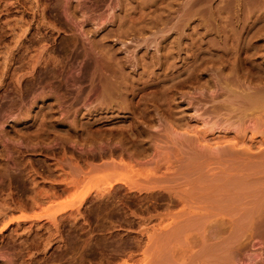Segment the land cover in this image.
Returning a JSON list of instances; mask_svg holds the SVG:
<instances>
[{
  "label": "rangeland",
  "instance_id": "1",
  "mask_svg": "<svg viewBox=\"0 0 264 264\" xmlns=\"http://www.w3.org/2000/svg\"><path fill=\"white\" fill-rule=\"evenodd\" d=\"M140 1L0 0V264H212V262L213 264H221L220 261L223 258L222 264H231V262L233 264H264V235H262L264 230L262 232L260 230L264 226L257 227V230L250 228L244 232L245 236L249 233L254 234V236L249 234V237L246 236L247 239L242 238L241 241L244 240L243 245H236L238 242L232 244L237 249L235 250L236 253L234 252L232 255L234 258L230 257L229 259L228 251L229 241L234 239V232L237 229L230 221L240 216L237 215L238 212L236 211H247V206L251 205L252 196L259 194L260 191L254 190L248 193L247 190H243L244 193L241 192L243 195L241 193L237 195L239 198L235 193V195L230 194V197L233 198H229L227 201L207 205L206 203L202 204V202H200L201 204L192 203L193 205L189 204L188 207L185 202L184 205L179 202V204L172 202L171 198L166 197V195L165 197L157 194L147 195L144 191L131 190L133 185L128 188L123 184L124 181H134L130 177L133 175V170L144 173L146 170L155 168V160L159 154L166 153L167 149L171 153L174 151V154L177 150L176 153L180 159L175 154L177 157L171 155V162H168L169 165L174 162L172 166L176 164L177 167L180 162H186L189 156L198 157L205 152L209 153L208 148L212 146V151L210 150L212 153L202 161L213 160V164L206 162L208 165L206 163L207 166L204 165L208 168L205 170L206 173L208 172L206 176L211 175L208 178L212 181L217 179L215 182L220 181L218 179L221 178L222 182H219L221 186L222 184L226 185V182L223 183L224 179H228L234 170L256 166L264 161L253 151L257 149L259 143L264 145V135L259 134L261 137L258 134V136L254 135V126L259 127V123L256 124L257 121L255 123V119H251L254 116H250L248 120L245 118V122L243 121L250 126V129L253 126L254 130L251 129L252 132H250L248 131L249 127L243 125L248 129H245V131L247 130L246 134L243 132L241 137L239 134H235L234 129H227L229 124L225 122L227 118L225 112L219 113L220 115L224 114L225 119L224 115L223 117L219 114H216L215 117L210 114L211 118L207 117L210 112H206L210 108L208 106L222 105L221 92L224 90L221 89L220 83L219 56L228 55L230 57V64L226 68V72L229 71L228 69H233L234 72L238 68L240 56L245 57L246 54L247 57L249 54V59L253 61L250 60L253 65H260L255 69L252 68V71L257 72V69H263L264 0H166L167 2L159 0L161 3L163 2L164 6L159 4L158 0ZM135 14L136 17L142 16L144 18L142 20L149 22V27L144 29L141 27L143 24L133 25L132 22L134 21L131 18L135 17ZM95 30L97 33L94 32ZM161 35L162 40L168 37L165 43L169 41V48L171 45V48L173 47L170 51L171 48L168 50L167 46L166 50L170 54L168 60L178 64L177 68L171 70V73L166 72L171 78L167 76L169 81H166L165 84L171 85L173 83L172 86L176 85L174 88L176 90L174 104L178 107L175 108L176 117H184L183 122L187 119L185 123L189 127L186 124L182 126L173 124V126L172 123H166L164 119L166 114L162 110L158 112L160 108L156 110V113L159 114H156L158 121L155 126L159 129L171 128L172 135L177 138L187 137L184 135L190 131L189 136H200L199 139H201V133H206V139L202 137L200 142L194 136L188 137L194 138L193 140L196 141H191L198 145L204 142V149H206L205 146H209L207 147L208 150L206 149L204 152L203 148L198 147L195 143L192 147V142L181 147L172 143H168V146L161 142L156 144L151 142V148L148 150L150 151L148 153L151 154L146 153L147 156L144 155L137 159L138 156L133 157L131 148H126L128 151L125 152L124 146L117 145L118 139L116 138L118 136L110 132L115 129L113 128L115 124L116 126L118 123L127 124L119 122L124 114L119 113V109L116 111L117 107H115V111L114 109H112L113 111L105 109L97 113L96 95L91 90L93 89V82H90L92 75L85 73L84 65L88 55L100 62H102V58L107 60L106 64H109L110 67L106 66L103 69L105 71L108 67L113 72H120L117 70L120 68L117 62L124 63L126 67L125 70H121V73L118 72L119 78L123 76L125 78L127 74V76H133L132 79L135 77L134 80H136L144 72L150 74L154 72L151 74L152 76L149 74L153 78L157 77L156 75L161 77L167 71L160 68L158 66L160 64L157 63V58H161L167 52L158 44L162 41ZM103 45H105L104 48ZM238 50H243V52ZM256 52L259 54L257 55ZM113 54H115L114 57L117 61L113 59ZM250 54L254 57H250ZM103 70L101 69V71ZM252 71L249 70L250 77H254ZM258 72L254 74L257 75ZM79 73L81 74L78 75ZM234 74L236 75V73ZM198 76L200 80L197 81V78L194 79V77ZM111 79L113 82L116 77H111ZM247 82L249 83V81ZM159 89L162 88L148 89L147 93L144 91V94L141 92L140 95H143L138 99L141 100L142 98L145 101L146 96H148V98L155 100L159 95ZM203 94L208 96L219 95L220 98L218 97V100L212 102L213 104L207 98L210 105L204 104V106L199 103L200 106L202 104L200 107L198 100L204 98ZM99 97L100 103L106 102V97L101 95ZM222 97L226 98V96ZM207 101L204 102L208 103ZM203 109H207L204 114ZM162 112L164 115L160 117ZM109 115L113 118L108 117ZM106 117L109 118L108 124L102 126L101 123H97ZM205 120H207L206 123ZM74 121L77 123L73 124ZM208 121L209 123L217 121L219 125L222 124L220 125L221 128L224 127L227 130L211 131ZM207 123L208 126H205ZM107 126L109 127L107 128ZM185 126L187 127L185 128ZM262 127L259 128L262 129ZM234 135L238 136L239 142H242V145L239 144V146L242 147L247 142L244 146H248L247 149L243 147L244 150H247L245 151L246 158L243 150L235 152L238 148L235 149L236 154L233 156L235 158L239 153L238 158L246 159L245 162L242 159L241 162L235 160V163L230 157L232 152L229 157L226 155L227 158H230L228 161H225L226 158L223 160V156L222 159L217 157L219 156L218 153L224 155L222 148L228 144V140L234 138ZM249 136L253 138H249ZM259 139H262V143L259 142ZM107 140H111L110 143ZM91 141L100 145H96L95 142L91 143ZM248 142L256 146L252 145L251 147ZM113 144L115 145L112 147ZM201 144L200 146H202ZM214 144L217 145L214 146ZM189 145L193 148L191 151ZM263 145L258 146L260 148L257 150L259 153L262 147L264 148ZM213 146L214 148L222 147L215 148L221 152H213ZM196 148L199 149L200 153L198 150H194ZM262 152L264 153V150ZM191 153L196 156L191 155ZM252 154L260 159H256ZM241 156L243 157L241 158ZM173 158L175 159L173 160ZM146 160H148V164L145 163ZM153 160L154 162H152ZM176 161L180 162L175 163ZM214 161L217 164L220 161V166ZM242 162L245 164H241ZM223 163H226V166L229 165L226 168L227 170L231 168V171L224 170L226 168H224ZM262 166L264 167V164L253 169L252 172L255 173L249 176L254 179H261L262 182L250 179L252 183L250 182L251 186L249 185V187L264 188V168ZM215 167L216 170L211 169ZM131 170L132 173L129 172ZM164 171L166 172L165 167L157 171L160 179L165 175ZM213 173L215 176H212ZM259 176L260 178H258ZM134 177L135 175H133ZM143 177L135 178L141 179ZM180 180L178 179L176 182L179 183ZM109 183L121 187L116 190L110 189L109 185L111 184ZM214 183L209 184L213 187H220L219 184ZM246 183L249 184V182ZM108 189L113 190V193ZM89 192H91L90 195L87 194ZM224 194L226 197L225 192ZM85 196L89 197L86 198ZM148 196H151L149 197L150 200ZM167 200H170V203L169 201L167 203ZM209 205L213 206V209L210 210ZM206 206L208 209L205 208ZM214 208L216 209L214 210ZM186 212H190V214ZM190 218L193 222L189 220ZM11 220L13 222L4 229V226ZM183 220L186 221L183 223ZM213 221L215 225L210 224ZM217 221L226 222V226L216 227ZM181 222L185 224L183 225L184 228L171 227V225L168 229H162V226L170 223ZM208 223L214 225L211 226L212 232L209 228L210 225L204 227ZM186 224L190 226L187 227ZM215 227L216 229H214ZM251 229L252 231L255 229V233ZM217 244L218 249L223 247L221 253L218 252ZM213 248L216 249L214 250L219 253V256L211 252ZM213 254L219 258L216 257L218 260L220 258L221 260L211 261L210 257L213 256L215 259ZM168 255L171 256L170 259ZM224 261L226 262L224 263Z\"/></svg>",
  "mask_w": 264,
  "mask_h": 264
},
{
  "label": "bare ground",
  "instance_id": "2",
  "mask_svg": "<svg viewBox=\"0 0 264 264\" xmlns=\"http://www.w3.org/2000/svg\"><path fill=\"white\" fill-rule=\"evenodd\" d=\"M44 1V0H43ZM140 1V0H139ZM144 1V0H143ZM159 1V0H158ZM163 2H164V0H162ZM166 1V0H165ZM174 1V0H173ZM197 1V0H196ZM200 1V0H199ZM204 1V0H203ZM141 2V1H140ZM145 2V1H144ZM160 3L159 4H161V5H163L162 3H161V1H159ZM167 2V1H166ZM176 3V2H175ZM201 3V2H200ZM143 5V4H142ZM164 6V5H163ZM166 6V5H165ZM198 6V5H197ZM196 6V7H197ZM131 7V6H130ZM141 7V6H140ZM161 7V6H160ZM257 7V6H256ZM135 8V7H134ZM133 8V9H134ZM194 8V7H193ZM259 8V7H258ZM130 9V8H129ZM144 9V8H143ZM146 9V8H145ZM200 9V8H199ZM261 9V8H260ZM76 10V9H75ZM164 10V9H163ZM191 10V9H190ZM259 10V9H258ZM189 11V10H188ZM78 12V11H77ZM134 12H136V11H134ZM131 13V12H130ZM143 13V12H142ZM148 13V12H147ZM147 13H145V14H147ZM145 14H144V16H145ZM165 14V13H164ZM139 15V14H138ZM163 15V14H162ZM170 15V14H169ZM131 16V15H130ZM129 16V18H131ZM186 17V16H185ZM184 17V18H185ZM153 18V17H152ZM161 18H163V17H161ZM170 18V17H169ZM131 19H133V21L134 22H132V24L134 25H136V26H138V25H142L141 27H143L144 29H146V27L148 26V23L147 22H145L144 20H142V19H144V18H142V16H137L136 17V14H135V17L133 16V18H131ZM154 19V18H153ZM157 19V18H156ZM229 19V18H228ZM158 20V19H157ZM166 20V19H165ZM165 20H164V22H165ZM168 21H169V19H167ZM226 20V19H225ZM131 21V20H130ZM224 21V20H223ZM222 21V22H223ZM158 22V21H157ZM164 22H163V24H164ZM151 23H152V21H151ZM171 23V22H170ZM179 23V22H178ZM200 23V22H199ZM215 23V22H214ZM253 23H255V22H253ZM41 24V23H40ZM39 24V26L41 27V25ZM131 24V23H130ZM131 24V25H132ZM160 24V23H159ZM38 25V24H37ZM180 25V24H179ZM227 25V24H226ZM45 26V25H44ZM152 26H154V25H152ZM156 26V25H155ZM166 26V25H165ZM177 26H178V24H177ZM186 26V25H185ZM224 26V25H223ZM232 26V25H231ZM140 27V28H141ZM149 27V26H148ZM179 27V26H178ZM182 27V26H181ZM202 27V26H201ZM154 28V27H153ZM165 28V27H164ZM175 28H177V27H175ZM227 28V27H226ZM233 28V27H232ZM235 28V27H234ZM142 29V28H141ZM155 29H156V27H155ZM163 29V28H162ZM186 29V28H185ZM97 30V29H96ZM94 31L95 33H97V31ZM167 30V29H166ZM121 31H123V30H121ZM144 31V30H143ZM151 31V30H150ZM184 31V30H183ZM263 32H264V30H262ZM261 31V32H262ZM142 32V31H141ZM161 32V31H160ZM164 32V31H163ZM244 32V31H243ZM156 33H158L157 31H156ZM177 33V32H176ZM232 33V32H231ZM5 34V33H4ZM154 34V33H153ZM179 34V36H180V33H178ZM182 34V33H181ZM225 34V33H224ZM263 34V33H262ZM165 36V35H164ZM228 36V35H227ZM252 37V36H251ZM107 38V37H106ZM177 38V37H176ZM236 38V37H235ZM166 39H168V37H165L163 40H162V35H161V42L160 43H158L159 44V46L161 45L164 49H165V51H167L166 49H167V46L169 45L168 44V42H166L165 43V41H167ZM98 40V39H97ZM101 40V39H100ZM148 40V39H147ZM156 40V39H155ZM180 40V39H179ZM197 40V39H196ZM240 40V39H239ZM103 41H105V40H103ZM177 41V40H176ZM235 41H237V40H235ZM98 42V41H97ZM96 42V43H97ZM156 42V41H155ZM175 42V41H174ZM177 42H179V41H177ZM154 43V42H153ZM165 43V44H164ZM180 43V42H179ZM236 43V42H235ZM238 43V42H237ZM65 44V43H64ZM102 44V43H101ZM147 44V43H146ZM177 44V43H176ZM182 44V43H181ZM175 45V44H174ZM180 45V44H179ZM228 45V44H227ZM238 45V44H237ZM236 45V46H237ZM256 45V44H255ZM16 46V45H15ZM104 46L105 45H103V48H104ZM172 46V45H171ZM171 46H170V48H171ZM183 46V45H182ZM203 46V45H202ZM97 47V46H96ZM100 47H102V46H100ZM111 47V46H110ZM184 47V46H183ZM75 48V47H74ZM150 48V47H149ZM169 48V46H168V50L170 49ZM173 48V47H172ZM172 48H171V50L170 51H172ZM234 48V47H233ZM45 49V48H44ZM239 49V48H238ZM241 49V48H240ZM66 50V49H65ZM227 50H228V48H227ZM14 51V50H13ZM67 51V50H66ZM70 51V50H69ZM174 51V50H173ZM193 51V50H192ZM239 51V50H238ZM240 51H242L243 52V50H240ZM239 51V52H240ZM259 51V50H258ZM257 51V52H258ZM42 52V51H41ZM110 52V51H109ZM145 52V51H144ZM157 52V51H156ZM179 52V51H178ZM236 52H237V50H236ZM238 52V53H239ZM245 52V51H244ZM247 52V51H246ZM256 52V53H257ZM65 53V52H64ZM91 53V52H90ZM111 53V52H110ZM109 53V54H110ZM171 53V52H170ZM254 53V52H253ZM256 53L254 54L255 55V57H256ZM79 54V53H78ZM88 54V53H87ZM112 54V53H111ZM144 54V53H143ZM148 54V53H147ZM259 53H257V55H258ZM262 55H263V53H261ZM81 55V54H80ZM153 55V54H152ZM239 55H240V53H239ZM244 55V54H243ZM38 56V55H37ZM79 56V55H78ZM110 56V55H109ZM113 57L115 56V54H113L112 55ZM112 56H110V57H112ZM236 56L238 57V54L236 53ZM235 56V57H236ZM245 56V55H244ZM264 56V55H263ZM53 57V56H52ZM81 57V56H80ZM146 57H148V56H146ZM157 57V56H156ZM169 57H170V54H169V51H167L161 58H157V63L158 64H160V65H158V66H160V68H162V69H164V70H167V71H165L164 73H163V76H158V75H156L157 77H151L152 75L151 74H153L154 72H152L151 74L149 73V72H144L143 74H140V76L141 77H139L138 79H136V80H134V78L132 79V77H131V75H128L127 76V74H126V76H125V78H124V76L123 75H121V76H123L122 78H119L118 77V75H120V74H118V72L119 71H117V73L116 72H113V70H110V69H108V67L106 68V71L105 70H103V69H105V67L106 66H109V64L107 65L106 63V61L107 60H105V59H103L102 58V62H100L99 60L97 61V60H95V59H93L91 56H88L87 55V59H86V62H85V73L86 74H90V75H92V78H90V79H92V80H90V82L92 81L93 82V89H91V90H93V92H94V94L96 95V100H97V103H96V105H95V107H96V111H97V113H99L100 112V110H105V109H109V110H112V109H114V111H115V107H117L116 108V111H118V109H119V113H123L124 115L123 116H121V119H120V121L119 122H123V123H127V124H119L118 122V124H117V126H116V124L114 125V124H112V125H114L113 126V128H115V129H113V130H111L110 132H111V134H113V135H117L116 137V139H118L117 140V142L118 143H116L117 145L118 144H120L121 146L120 147H122V146H124L125 148H124V151L126 152V151H128L127 149L129 148H131L132 149V153H133V157H137V159H139L141 156H144V155H146L147 156V154L146 153H148V152H150V151H148V150H150V144H151V142H154V143H152V144H156V143H162V144H166V145H168V143H172V144H175V145H177V146H179V147H181V146H184V145H187L189 142L191 143L192 141L191 140H193L194 138H196V140L197 141H201L202 140V137H203V139H206V133L205 134H203V133H201V139H199V137L200 136H198V137H195L194 135H191L192 137L194 136V138L193 139H191V138H189V137H191V136H189L190 134H188L189 132H187L185 135L182 133V135H184V136H189L188 138L187 137H181V138H183V139H181V138H177V137H174L172 134V131L170 130L171 128H169L168 127V129H159L158 127H156L155 126V123L158 121L157 120V118H156V114H159V113H156V110L158 109V108H160V109H158V112H159V110L161 111H164L165 112V116H164V119H165V121H166V123H172V125L174 124L175 126L178 124H180V126H182V125H184V124H186L185 122L187 121V119H186V121L185 122H183V118L184 117H176V113H177V111L175 110V108H178V107H176V104H174V100H175V98L174 97H176L175 96V93H176V90L174 89L175 88V86L173 85L172 86V84L173 83H171V85H167V84H165L166 83V81H169L168 80V78H167V76L169 77V74H166V72L167 73H171V70L172 69H174V68H177L176 66L178 65V64H176V62L175 61H172L171 60V62L168 60L169 59ZM234 57V56H233ZM250 57H254V56H252L251 54H250ZM261 57V56H260ZM40 58V57H39ZM100 58V57H99ZM98 58V59H99ZM105 58V57H104ZM144 58V57H143ZM182 58V57H181ZM240 60L238 61V68L236 69V65H234V66H236L235 67V71L233 72L231 69H228L229 71H227L226 72V68H228V66H229V59H230V57L228 56V55H225V56H219V63H220V69H219V71H220V83H221V89H223L224 90V92H221V103H222V105H212V106H208V105H210V103H212V102H215L216 100H218L220 97H219V95L218 96H215L214 94H213V96L212 95H210V96H208L207 94H203L204 95V98L203 99H199L198 100V105H199V103H202L203 105L205 104H207V106L208 107H213V109H211L210 110V108H209V110H204L203 109V114H204V111H206V112H210L209 113V116L207 115V117H210L211 115H213L214 117H215V115L216 114H219L220 112H225L224 114L225 115H227V118H226V116L224 117L223 115H220V116H223L224 117V119L226 118V120H225V122L227 123L228 122V124H229V126L227 127V129H234L236 132H235V134L237 135V134H239V136H243V132H245V134H246V131H245V129H248V128H246V127H244L243 125H247V127H249V130L248 131H250V132H252L254 129V135L256 134H260V135H264V66H263V69H257L256 71L258 72V70H259V72H258V74L257 75H255L254 73H257V72H254V71H252V68H254L255 69V67L257 68V66L259 65V64H257V66H255V65H253L252 63H251V59H249V54H248V57H247V54H246V56L245 57H241L240 56ZM82 59V58H81ZM110 59V58H109ZM113 59H116V57H114ZM178 59V58H177ZM33 60V59H32ZM39 60V59H38ZM56 60V59H55ZM112 60V59H111ZM173 60H175V59H173ZM237 60H238V58H237ZM251 60V61H250ZM40 61V60H39ZM60 61V60H59ZM115 61V60H114ZM116 61H117V59H116ZM118 61H120L119 59H118ZM144 61V60H143ZM156 61V59L154 60V62ZM201 61V60H200ZM236 61V60H235ZM57 62V61H56ZM77 62V61H76ZM111 62V61H110ZM109 62V63H110ZM231 62H233V61H231ZM237 62V61H236ZM253 62V61H252ZM262 62V61H261ZM46 63V62H45ZM60 63V62H59ZM74 63V62H73ZM115 63V62H114ZM147 63V62H146ZM185 63V62H184ZM35 64H37V63H35ZM40 64V63H39ZM56 64V63H55ZM117 64H119V66H120V68H119V66L118 65H116V67L118 66V68L119 69H117V70H120V72L119 73H121V70H125L124 68L126 67V65H124V63L122 64V63H120V62H117ZM148 64V63H147ZM186 64V63H185ZM254 64H256V63H254ZM263 64V63H262ZM209 65V64H208ZM264 65V64H263ZM33 66H35L34 64H33ZM37 66V65H36ZM81 66V65H80ZM260 66V65H259ZM103 67V68H102ZM110 67V66H109ZM146 67V66H145ZM217 67V66H216ZM233 67V66H232ZM151 68V67H150ZM234 68V67H233ZM57 69V68H56ZM73 69V68H72ZM101 69L104 71H101ZM147 69H149V68H147ZM199 69V68H198ZM251 69V71L252 72H254V73H252V72H250V73H252V76L254 75V77H250L251 75L249 74V70ZM197 70V69H196ZM231 70V71H230ZM84 71V70H83ZM114 71H116V70H114ZM34 72V71H33ZM101 72V73H100ZM199 72V71H198ZM198 72H196L197 73V75H198ZM124 73V72H123ZM234 73H236V75L234 74ZM23 74V73H22ZM81 73H79L78 75H80ZM151 76H150V75ZM190 74V73H189ZM200 74V73H199ZM249 74V75H248ZM161 75V74H160ZM193 76L195 75V74H192ZM248 75V76H247ZM26 76V75H25ZM84 76H86V75H84ZM120 76V77H121ZM154 76V75H153ZM192 76V77H193ZM249 77V78H247V77ZM88 77V76H87ZM111 77H116V80L115 81H113L112 82V79H111ZM162 77H164V78H162ZM88 78V79H89ZM169 78H171V76L169 77ZM195 78H197L196 80L198 81V80H200V77L198 76V77H194V79ZM250 78H252V79H250ZM85 79H87V78H85ZM87 79V80H88ZM118 79H121V80H118ZM191 80V79H190ZM17 81V80H16ZM73 81H75V80H73ZM247 81H249V83L247 82ZM86 82V81H85ZM89 82V81H88ZM179 83V82H178ZM180 83H181V81H180ZM194 83V82H193ZM214 84V83H213ZM178 85V84H177ZM212 85V84H211ZM213 86V85H212ZM158 87H161L162 89L160 90L159 89V91L160 92H158L159 93V95L156 97V99L154 100L153 98H148V96H146L147 97V99H145V101H143L142 100V98H141V100L140 99H138L139 97H142V95L146 92L147 93V90L148 89H158ZM178 88V87H177ZM176 88V89H177ZM199 88V87H198ZM77 89V88H76ZM214 89V88H213ZM91 90H90V92H91ZM145 91V92H144ZM222 91V90H221ZM31 92V91H30ZM67 92V91H66ZM141 92H143V94L142 95H140L141 94ZM212 92V91H211ZM52 93V92H51ZM68 93V92H67ZM70 93V92H69ZM92 93V92H91ZM229 94V95H227V94ZM79 94V93H78ZM178 94V93H177ZM176 94V95H177ZM231 94V95H230ZM104 96V97H106V102H103V103H100L99 101H98V97L99 96ZM148 95V94H147ZM46 96V95H45ZM150 96V95H149ZM152 96V95H151ZM155 96V95H154ZM153 96V97H154ZM222 96H226V98H224V97H222ZM230 96H231V98H230ZM95 97V96H94ZM219 97V98H218ZM87 98V97H86ZM100 98V97H99ZM143 98H144V96H143ZM201 98V97H200ZM209 99V101H211L210 103L207 101L208 99ZM79 99V98H78ZM101 99V98H100ZM207 101L208 103H205L204 101ZM194 101V100H193ZM62 102V101H61ZM64 102V101H63ZM86 102V101H85ZM217 103V102H216ZM202 104H201V106H202ZM213 104V103H212ZM156 105V106H155ZM178 105V104H177ZM204 105V106H205ZM64 106V105H63ZM153 106H154V108H156V109H154L153 108ZM200 106V105H199ZM200 106V107H201ZM204 106H203V108H204ZM192 107H193V105H192ZM72 108V107H71ZM71 108H70V110H71ZM207 108V107H206ZM121 109V110H120ZM45 110V109H44ZM69 110V109H68ZM74 110V109H73ZM73 110H72V112H73ZM90 110H91V108H90ZM95 110V109H94ZM108 110V111H109ZM47 111V110H46ZM57 111V110H56ZM65 111V110H64ZM107 111V112H108ZM113 111V110H112ZM76 112H77V110H76ZM184 112V111H183ZM90 113H91V111H90ZM208 113H206V114H208ZM37 114V113H36ZM44 114V113H43ZM70 114V113H69ZM73 114V113H72ZM205 114V115H206ZM211 114V115H210ZM164 114H163V112H162V115L160 114V117L161 116H163ZM201 114H199V116H200ZM219 115H217V116H219ZM175 116V117H174ZM195 116V115H194ZM198 116V117H199ZM217 116H216V118H217ZM250 116H254V117H251V119L253 118V120L255 121V123H256V121H257V123L256 124H258L259 123V127H262V129L261 128H259V127H257V126H254V129H253V126H251L252 128V131H251V129H250V126L248 125V124H246V123H244L245 122V118L248 120V119H250ZM52 117V116H51ZM108 117H110V118H113V116H108ZM197 117V116H196ZM201 117V116H200ZM187 118V117H186ZM211 118V117H210ZM44 119H45V117H44ZM51 119V118H50ZM108 119L109 118H105L103 121L101 120V121H99V122H97V123H101V125L102 126H104V125H106V124H108ZM159 119V118H158ZM162 119V118H161ZM200 119V118H199ZM219 119V121H221V119L220 118H218ZM218 119H216V120H218ZM47 120V119H46ZM73 120H75V119H73ZM78 120V119H77ZM208 120V119H207ZM207 120H205V123L207 122ZM45 121V120H44ZM43 121V122H44ZM95 121V120H94ZM118 121V120H117ZM204 121V120H203ZM244 121V122H243ZM250 122V121H249ZM253 122V121H252ZM77 122H75L74 121V123L73 124H76ZM92 123V122H91ZM95 123V122H94ZM112 123V122H111ZM204 123V122H203ZM208 123H209V121H208ZM208 123L207 124H205V126H208ZM211 123H213V124H211ZM211 123H209L210 125V130L211 131H216L217 129H224V130H227V129H225L224 127L223 128H221V126L220 125H222L221 123H220V125H219V122H211ZM48 124V123H47ZM69 124V123H68ZM96 124V123H95ZM158 124V123H157ZM156 124V125H157ZM256 124H254V125H256ZM93 125V124H92ZM169 125V124H168ZM171 125V124H170ZM173 125V126H174ZM187 125V124H186ZM97 126V125H96ZM188 126V125H187ZM187 126H185V128L187 127ZM93 127V126H92ZM109 126H107V128H108ZM160 127V126H159ZM189 127V126H188ZM77 128H79V127H77ZM88 128V127H87ZM104 128V127H103ZM112 128V127H111ZM180 128V127H179ZM53 129V128H52ZM97 129H100V128H97ZM178 129V128H177ZM191 129V128H190ZM56 130V129H55ZM95 130V129H94ZM107 130V129H106ZM192 130V129H191ZM209 130V131H210ZM79 131V130H78ZM206 131V130H205ZM9 132V131H8ZM57 132V131H56ZM18 133H20V132H18ZM24 133V132H23ZM65 133V132H64ZM177 133V132H176ZM185 133V132H184ZM198 133H199V131H198ZM240 133H242V134H240ZM248 133V132H247ZM181 133L179 132V135H180ZM196 134H197V132H196ZM253 134V133H252ZM10 135V134H9ZM62 135H63V133H62ZM83 135V134H82ZM175 135V134H174ZM198 135V134H197ZM199 135H200V133H199ZM212 135V134H211ZM257 135V136H258ZM259 135V136H260ZM245 136V135H244ZM58 137H60V136H58ZM234 138H230L231 140H228V144H225L223 147L224 148H222V147H218V148H222V152H224V155H220V154H222V153H218V155L219 156H217V157H222L223 158V160L225 159V161H228L230 158H227V156L229 157L230 156V154H232V156H230L231 157V159L232 160H236V161H240V160H242L243 158V156L246 154L245 153V151H247L246 149H247V147L248 146H246V147H244L245 146V144H247V142L246 143H244V146H239V144L240 145H242V142H239V138H238V136H233ZM250 137H252V136H249V138ZM261 137V136H260ZM264 137V136H263ZM262 137V138H263ZM27 138V137H26ZM73 138V137H72ZM113 138V137H112ZM114 138H115V136H114ZM249 138H247L249 141H250V139ZM253 138V137H252ZM251 138V139H252ZM101 139V138H100ZM247 139H245V140H247ZM257 139V138H256ZM264 139V138H263ZM70 140V139H69ZM73 140V139H72ZM71 140V141H72ZM96 140V139H95ZM113 140V139H112ZM196 140H193V141H196ZM252 140H254V139H252ZM260 140V139H259ZM258 140V141H259ZM262 140V139H261ZM261 140L259 141V142H261ZM84 141V140H83ZM86 141V140H85ZM84 141V142H85ZM108 141V140H107ZM109 141H111V140H109ZM108 141V142H109ZM115 141V140H114ZM206 141V140H205ZM229 141H231V142H229ZM255 141V140H254ZM78 142V141H77ZM95 142V141H94ZM93 141H91V143H94ZM113 142V141H112ZM203 142V141H202ZM218 142V141H217ZM216 142V143H217ZM227 142V141H226ZM256 142H257V140H256ZM255 142V143H256ZM264 142V141H263ZM61 143V142H60ZM90 143V144H91ZM96 143V142H95ZM110 143V142H109ZM189 143V144H190ZM193 143H195L198 147H202L203 149V151L204 150H206L207 149V147L209 146L208 144V146H205V148L206 149H204V145L205 144H201L202 146H200V144L198 145L196 142H192L191 144H192V147H193ZM221 143V142H220ZM230 143V144H229ZM249 144L248 145H251V147H252V145H253V143H251V142H248ZM251 143V144H250ZM262 143V142H261ZM82 144V143H81ZM86 144V143H85ZM84 144V145H85ZM103 144V143H102ZM161 144V145H162ZM195 144H194V146H195ZM96 145H100V144H97L96 143ZM115 144H113L112 145V147L114 146ZM158 145H160V144H158ZM215 145H217V144H214V146ZM219 145V144H218ZM263 145V143L262 144H260L259 143V145H257V149L255 148V147H253V148H255L256 150H253L254 151V153H256L257 155H258V157H260V158H263V160H264V153L262 152L263 150H264V148L262 147V150L260 151V153H259V151H257V150H259L260 148L259 147H261V146ZM64 146V145H63ZM86 146V145H85ZM94 146V145H93ZM155 146H157V145H155ZM154 146V147H155ZM169 146V145H168ZM211 146V145H210ZM214 146H213V148H214ZM239 146V147H238ZM253 146H256V145H253ZM259 146V147H258ZM264 146V145H263ZM92 147V146H91ZM111 147V148H112ZM119 147V146H118ZM117 147V148H118ZM119 147V148H120ZM153 147V148H154ZM160 146H158V149H160L159 148ZM187 147V146H186ZM185 147V148H186ZM192 147H190V145H189V150L191 151V148ZM240 147H241V150H239L240 149ZM246 148L245 150H244V148ZM102 148V147H101ZM127 148V149H126ZM152 148V149H153ZM188 148V147H187ZM211 148H212V146H211ZM211 148L209 147L207 150H208V152L209 153H207V152H205V153H203V151L201 150V153H203L202 155H200V156H198V157H192V156H189L188 158H187V160H186V162H184V161H182V162H178V161H176L175 163H179V165L176 167V164H175V166H172V164L174 163V162H172V164L170 163V165H169V161L171 160V155H177V156H179L176 152H177V150H176V152H175V154H174V151H172V153H171V151H168V149H167V152L165 153L164 152V154H159V157L157 158V160H155V164H156V166H155V168H151V169H149L146 173L144 172H142V173H140V172H138L139 170H133V168H132V170H133V175H135V177H138V178H140V177H143V178H141V179H136L135 177L133 178V175L132 176H130V177H132L131 179H134V181H132L131 179V181H124L123 182V184L125 185V186H127L128 188H129V186H132V188H130L131 190L132 189H137V190H139V192H143L144 191V193H146L147 195H149V194H157V195H161V197H162V195L165 197V195H166V197H169V198H171V201L172 202H176V203H180V204H183L184 205V202L185 203H187L186 204V206H188L189 207V204H192V203H194V204H201L200 202H202V204L204 203H206V205L207 204H210V203H215V202H223V201H227L229 198H233V197H230L231 195L230 194H232V195H235V193H236V196L237 195H239L243 190H247L246 192H252V191H254V190H258V191H260L259 192V194H255V196H252V200L250 201L251 203V205L248 207L247 206V208L246 207H241V208H246L247 209V211H243V210H240V211H236V212H238L237 213V215L239 214L240 216L238 217V218H235V219H232L230 222L233 224V225H235L236 227H237V229H236V232H234L235 233V237H234V239H232V240H230L229 241V259H230V257H232V255H233V253L235 252V250H237V249H235V247H233L232 246V244H235V243H237L236 245H243V242H244V240H243V242L241 241V239L242 238H244L245 237V239H247L249 236V234L250 235H252V236H254V234H251V233H249L248 235H246V236H248L247 238H246V236L244 235L245 233L244 232H246L248 229L250 230V228H257V227H259V228H261V226H264V188H262V189H259V188H257V189H254V187H256V186H254L253 188L252 187H249V185L251 186V183H252V181L250 180V179H252V180H255V181H261L262 182V180L261 179H257V178H251V177H249L250 176V174H254L253 172H252V170L253 169H255L258 165L260 166V165H263L264 164V161H261V163H258L256 166H250V167H248V168H245V169H236V170H234V173L233 174H231V176L230 177H228V179H224L223 181V183H225L226 185H223L222 184V186L220 185L221 183H219V182H222V179L221 178H219L218 180H220V181H218V182H215V181H217V179L214 181V179H213V181L212 180H210L208 177L209 176H211V175H209V176H206V174H208V172L206 173V168L207 167H204V165L205 166H207L208 164L207 163H209V162H211L212 163V161H210V159H208L209 161L207 162V160H206V162H204V161H202L204 158H206L208 155L210 156V154L212 153L211 151ZM215 148H217V147H215ZM215 148L213 149L214 151L213 152H218L217 151V149L215 150ZM236 148H238V150L237 151H235V149ZM252 148V149H253ZM152 149H151V151H152ZM171 149V148H170ZM176 149V148H175ZM178 149V148H177ZM181 149V148H180ZM193 149V148H192ZM112 150V149H111ZM188 150V152H190ZM195 151H197L198 150V152L200 153V151H199V149H194ZM211 150V151H210ZM243 150V156H241V158L242 159H239L238 158V156L237 155H239L240 156V154L238 153L237 155H236V157L234 158L233 156H235V152H238V151H242ZM130 151V150H129ZM162 151V150H161ZM181 151H182V149H181ZM193 151V150H192ZM235 151V152H234ZM257 151V152H256ZM153 152H155V151H153ZM186 152V151H185ZM187 152V153H188ZM219 152H221V151H219ZM232 152V153H231ZM131 153V154H132ZM196 153V152H195ZM253 153V154H254ZM120 154V153H119ZM148 154H151V153H148ZM182 154V153H181ZM192 154H194V153H191V155ZM214 154V153H213ZM252 154V155H253ZM111 155V154H110ZM155 155V154H154ZM175 155V156H176ZM195 155V154H194ZM215 156H216V154H214ZM227 155V156H226ZM249 155V154H248ZM152 156V155H151ZM156 156V155H155ZM175 156H173V157H175ZM176 156V157H177ZM184 156V155H183ZM196 156V155H195ZM224 156H226V157H224ZM251 156V155H250ZM255 158H256V155H253ZM175 157V158H176ZM233 157V158H232ZM249 157V156H248ZM256 158V159H260V158ZM145 158V157H144ZM147 158V157H146ZM152 158V157H151ZM175 158H173V160L175 159ZM177 158H179L180 159V156L179 157H177ZM221 158V159H222ZM238 158V159H237ZM245 158H246V155H245ZM148 159V158H147ZM152 159H155L154 157L152 158ZM151 159V160H152ZM178 159V160H179ZM212 159V158H211ZM214 160H215V158H213ZM132 160H133V158H132ZM151 160H150V162H151ZM177 160V159H176ZM183 160V159H182ZM247 161L246 159H243L242 161ZM140 161V160H139ZM147 161L148 160H146V164H148L147 163ZM216 161V160H215ZM214 161V163H216L217 164V162H215ZM225 161H223V162H225ZM236 161H235V163H236ZM244 161V162H245ZM149 162V163H150ZM152 162H154V160L152 161ZM171 162V161H170ZM232 162V161H231ZM241 162V161H240ZM240 162H238V163H240ZM244 162H242L241 164H243ZM259 162V161H258ZM134 163V162H133ZM207 165H206V164ZM219 163H220V161H219ZM219 163L217 164V165H219ZM3 164V163H2ZM31 164V163H30ZM213 164V163H212ZM226 163H223V165H224V168H226V167H228V166H226L225 165ZM245 164V163H244ZM247 164H250V163H247ZM255 164V163H254ZM253 164V165H254ZM7 165V164H6ZM153 165V164H152ZM174 165V164H173ZM210 165V164H209ZM237 165V164H236ZM238 165H240V164H238ZM149 166V165H148ZM220 166V165H219ZM244 166V165H243ZM258 166V167H259ZM144 167V166H143ZM163 167H165V170H166V172L164 171V173H165V175L160 179L159 177H158V174H157V171L159 170V169H161V168H163ZM209 167V166H208ZM221 167H222V165H221ZM257 167V168H258ZM263 167V166H262ZM262 167H260V168H262ZM232 168H233V166H232ZM243 168V167H242ZM256 168V169H257ZM264 168V167H263ZM5 169H7V168H5ZM145 169V168H144ZM143 169V170H144ZM208 169V168H207ZM211 169H215L216 170V167L215 168H211ZM217 169H218V167H217ZM220 169V168H219ZM234 169H235V167H234ZM132 170L131 171H129L130 173H132ZM210 170V169H209ZM224 170H227V168L226 169H224ZM228 170H230L231 171V168H229ZM227 170V171H228ZM233 170V169H232ZM261 170V169H260ZM211 171V170H210ZM213 171V170H212ZM221 171V170H220ZM258 172H261V171H258ZM130 173H128V174H130ZM135 173V174H134ZM137 173V174H136ZM220 173H222V172H220ZM220 173H218V174H220ZM224 173V172H223ZM263 173V172H262ZM8 174V173H7ZM127 174V175H128ZM143 176H142V175ZM156 174H157V176H156ZM225 174V173H224ZM258 174H260V173H258ZM257 174V175H258ZM138 175V176H137ZM214 175V173L212 174V176ZM220 175H222V174H220ZM220 175H218V176H220ZM228 175V174H227ZM230 175V174H229ZM228 175V176H229ZM33 176V175H32ZM129 176V175H128ZM215 176V175H214ZM225 176V175H224ZM223 176V177H224ZM193 177H195V178H193ZM222 177V176H221ZM264 177V176H263ZM127 178H129V177H127ZM208 178V179H207ZM216 178H218V177H216ZM227 178V177H226ZM258 178H260V176L258 177ZM117 179V178H116ZM125 179V178H124ZM136 179V180H135ZM178 179H181L180 181L181 182H176ZM118 180V179H117ZM127 180H129V179H127ZM209 180H210V182H209ZM114 181V180H113ZM116 181V180H115ZM212 181V182H211ZM38 182V181H37ZM117 183H119V181H116ZM214 183V184H219L220 185V187H213L212 185H210L209 183ZM246 182H249V184H247ZM251 182V183H250ZM113 183V182H112ZM112 183H109V184H111V185H109V187H110V189L112 188V189H114V190H116L119 186H115V185H113ZM255 183V182H254ZM257 183H260V182H257ZM39 184V183H38ZM36 185V184H35ZM219 185H217V186H219ZM254 185V184H253ZM262 185H263V183H262ZM210 186H212V187H210ZM264 186V185H263ZM121 187V186H120ZM119 187V188H120ZM245 187H248L247 189L245 188ZM129 189V190H130ZM64 190V189H63ZM109 190V189H108ZM54 191V190H53ZM107 191V190H106ZM110 192H112L111 190H109ZM128 191V190H127ZM207 191V192H206ZM130 192V191H129ZM224 192L226 193V197H225V194H224ZM90 193L91 192H89V193H87L88 195H90ZM101 193V192H100ZM113 193V192H112ZM242 193H244V192H242ZM241 193V194H242ZM248 193H245V194H248ZM66 194V193H65ZM86 194V195H87ZM244 194V195H245ZM63 195V194H62ZM243 195V194H242ZM101 196V195H100ZM103 196V195H102ZM105 196V195H104ZM250 196V195H249ZM49 197V196H48ZM86 198L87 197H89V196H85ZM85 197H84V199H85ZM96 197V196H95ZM149 197H151V196H148V199H149ZM238 197V196H237ZM236 197V198H237ZM55 198V197H54ZM168 198V199H169ZM239 198V197H238ZM249 198V197H248ZM251 198V197H250ZM51 199V198H50ZM93 199V198H92ZM157 199V198H156ZM174 199V200H173ZM245 200H246V198H244ZM150 200V199H149ZM248 200V199H247ZM15 201H17V200H15ZM93 201V200H92ZM159 201V200H158ZM168 201H169V203H170V200H167V203H168ZM242 201V200H241ZM240 201V203H242ZM183 202V203H182ZM233 202H235V201H233ZM178 203V204H179ZM232 203V202H231ZM235 203H238V202H235ZM249 203V202H248ZM173 204V203H172ZM220 204V203H219ZM3 205V204H2ZM7 205V204H6ZM177 205V204H176ZM193 205V204H192ZM10 206V205H9ZM19 206V205H18ZM175 206V205H174ZM204 206V205H203ZM7 207V206H6ZM187 207V208H188ZM191 207V206H190ZM218 207V206H217ZM156 208V207H155ZM192 208V207H191ZM195 208V207H194ZM204 208V207H203ZM205 208H207V206L205 207ZM211 208L213 209V206H210L209 205V209L211 210ZM230 208V207H229ZM6 209V208H5ZM196 209H198L199 210V208H197L196 207ZM208 209V208H207ZM206 209V210H207ZM216 208H214V210H215ZM220 209V208H219ZM187 210V209H186ZM220 212V211H219ZM236 212H235V214H236ZM186 213H188V214H190V212H186ZM185 213V214H186ZM134 214V213H133ZM234 214V213H233ZM183 214H181V216H182ZM231 215V214H230ZM230 215H228V216H230ZM76 217V216H75ZM108 217V216H107ZM134 217V216H133ZM183 217V216H182ZM192 217V216H191ZM232 217H233V215H232ZM232 217H229V218H232ZM25 218V217H24ZM77 218V217H76ZM228 218V219H229ZM26 219H27V217H26ZM25 219V220H26ZM14 220V219H13ZM13 220H11L9 223H7L4 227V229H6V227H8V225L9 224H11V222H13ZM19 220V219H18ZM22 220H24V219H22ZM189 220H191V218L189 219ZM220 220V219H219ZM184 221H186V220H183V223H184ZM192 221V220H191ZM202 221V220H201ZM205 221V220H204ZM188 222V221H187ZM193 222V221H192ZM191 222V225L193 224ZM218 223L216 224V227H222V226H226V222H224V221H217ZM182 222L181 223H170V224H168V225H165V226H162V229H168V228H170V226L171 227H183L184 228V226L183 225H185V224H183ZM195 223V222H194ZM1 224V223H0ZM196 224V223H195ZM199 224V223H198ZM205 224V223H204ZM210 224H214V221L213 222H211ZM209 223H208V225L206 224V225H204V227H206V226H209L210 225ZM161 225H163V224H161ZM160 225V226H161ZM187 225V224H186ZM215 225V224H214ZM214 225H210V227L209 228H211V232H212V230H213V228L211 227V226H214ZM188 226H190L189 224L187 225V227ZM194 226H196V225H194ZM232 226V225H231ZM186 227V228H187ZM200 227H203V226H200ZM216 227L214 228V229H216ZM189 228H191V227H189ZM188 228V229H189ZM172 229V228H171ZM174 229V228H173ZM193 229V228H192ZM207 229H208V227H207ZM255 229H254V231H255ZM257 230V229H256ZM261 230V232H262V230H264V228H261L260 229ZM251 231H252V229H251ZM254 231H252V232H254ZM258 231H259V229H258ZM168 232V231H167ZM255 233V232H254ZM258 233V232H257ZM264 233V232H263ZM262 234V233H261ZM170 235V234H169ZM262 235H264V234H262ZM210 236V235H209ZM260 236V235H259ZM213 238V237H212ZM215 238V237H214ZM263 242V241H262ZM45 243V242H44ZM76 244V243H75ZM224 244H225V242H224ZM220 245V244H219ZM227 245V244H226ZM225 245V246H226ZM74 246V245H73ZM218 246V244L216 245V247ZM220 246H222V244L220 245ZM241 247V246H240ZM239 247V248H240ZM219 248V246L217 247V249ZM223 248V247H222ZM221 247H220V249H218V252L219 253H221L220 251H223V249H222ZM228 248V247H227ZM239 248H238V250H239ZM247 248V247H246ZM215 248H213L212 250L213 251H211L212 253H214V254H216L217 256H219L218 254V252H215V250H214ZM222 249V250H221ZM226 249V248H225ZM239 251H241V250H239ZM227 252V251H226ZM210 253V252H209ZM228 253V252H227ZM236 253V252H235ZM245 253V252H244ZM213 254V255H214ZM222 254L224 255V256H226L223 252H222ZM223 255H222V257H223ZM235 255H237V254H235ZM234 255V256H235ZM240 255V254H239ZM166 256V255H165ZM169 256V255H168ZM212 256V255H211ZM217 256H215L214 255V257H215V259L213 258V256L212 257H210L211 258V261H216V259L218 258ZM170 257L171 256H169V259H170ZM173 257V256H172ZM217 257V258H216ZM228 257V256H227ZM203 258H205V257H203ZM226 258V257H225ZM232 258H234V257H232ZM164 259H166V258H164ZM168 259V258H167ZM209 259V258H208ZM208 259H206V261H208ZM212 259H214V260H212ZM219 259V258H218ZM217 259V260H218ZM220 260H221V258H220ZM220 260H218V261H220ZM223 260H224V258H223ZM223 260L222 261H220L221 262V264H222V262H223ZM233 260V259H232ZM164 262V261H163ZM169 262V261H168ZM226 261H224V263H225ZM207 263H209V262H207ZM215 263V262H214ZM238 263V262H237ZM209 264H211V263H209ZM212 264H213V262H212ZM217 264V263H216ZM231 264H233V262H231Z\"/></svg>",
  "mask_w": 264,
  "mask_h": 264
}]
</instances>
